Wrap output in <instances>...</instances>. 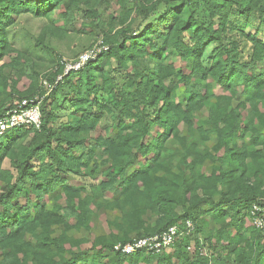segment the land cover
I'll return each instance as SVG.
<instances>
[{
	"label": "trees",
	"instance_id": "obj_1",
	"mask_svg": "<svg viewBox=\"0 0 264 264\" xmlns=\"http://www.w3.org/2000/svg\"><path fill=\"white\" fill-rule=\"evenodd\" d=\"M100 2L0 0V116L18 91L5 69L19 56L3 62L14 51L8 29L16 18L61 9L67 20L81 11L93 22ZM197 3L202 20L192 8ZM170 4L116 0L121 14L110 21L118 28L97 26L106 50L64 74L59 59L55 70L39 81L31 76L18 91L19 98L42 96L41 124L0 138V264H264V227L250 214L264 197V0ZM251 16L259 22L247 30ZM214 85L226 92L215 94ZM99 125L107 135L92 136ZM72 175L97 183L76 189ZM88 188L93 194L83 193ZM96 191L108 196L99 199ZM205 213L219 227L200 243ZM101 214L108 235L97 230ZM186 220L194 231L178 237L169 254L113 249Z\"/></svg>",
	"mask_w": 264,
	"mask_h": 264
},
{
	"label": "rangeland",
	"instance_id": "obj_2",
	"mask_svg": "<svg viewBox=\"0 0 264 264\" xmlns=\"http://www.w3.org/2000/svg\"><path fill=\"white\" fill-rule=\"evenodd\" d=\"M171 1L170 6H177L180 3V0H169ZM240 2L245 3L247 0H239ZM116 0H101V2L96 5L98 9V17L95 21L91 22L90 19L83 16V12L77 13L72 19H66L58 16V13L61 9L54 11V13L47 18L44 17H36L31 14H21L19 15L12 27L9 30V38L13 48V52L10 53L9 56H6L3 62L7 63L9 60L15 56H19V64L16 65L15 68H6L5 72L9 74L11 80L16 82V88L19 92H25L31 83V76L37 78V81L44 78V74H48L57 68V61L59 59L62 62H68L75 58L78 54H80L85 49L89 48V46H93L97 44L102 39L101 32L97 27L100 23H104V30H108L109 28H118L117 21L111 22L110 16H115L116 18L121 14V9L115 5ZM131 6V5H129ZM197 11V16L200 20L205 18L206 13L204 12L201 4L197 3L192 6ZM189 15V10L184 9V17L186 18ZM138 21V20H137ZM259 22L257 16H251L250 21L247 24V30L255 27V25ZM136 21L134 22V24ZM254 24V25H253ZM113 29V30H114ZM213 47L210 46L207 49V55L211 53ZM172 57L168 58L170 61ZM205 63L208 60L205 58ZM23 70V73L20 71ZM259 71V68L256 69ZM33 77V78H34ZM43 85V83H42ZM44 87V86H43ZM43 89V88H42ZM234 89L237 91L240 90V86L237 84L234 85ZM18 91H15L11 96L12 102H17L22 95ZM213 92L215 94H222L226 92L224 89L214 85ZM242 97L237 95L235 102L237 100H241ZM58 100H60V95ZM64 112L60 111L59 115L61 116ZM105 125V124H104ZM103 125V126H104ZM184 130V127H183ZM11 130L8 131L10 133ZM107 135L102 125L96 127V131H94L91 135ZM214 138H211L210 142L207 144L209 147L214 142ZM97 152L100 153L101 149L97 148ZM250 159L247 158L246 162H249ZM5 167L8 166V161L5 160ZM208 167H205L204 170H208ZM249 174L248 176H250ZM70 176V175H69ZM68 183L78 189L83 187L84 183H88L94 186L97 183L96 180H90L86 176H71L68 180ZM54 188L58 190V186L54 185ZM84 194H93V191L88 188L83 191ZM82 193V195H83ZM54 194V193H53ZM96 196L99 199H105L108 194L102 193L101 191L95 192ZM217 197L214 199L216 200ZM44 200L47 203L52 202V197L48 194L44 196ZM19 201L25 202V193L19 198ZM208 201L205 200L203 204V208L207 209ZM179 209V208H178ZM116 213H111L108 215L109 218H112ZM102 216V217H101ZM120 216V213H117L115 217ZM105 216L100 215V219L98 220V231L105 232L106 235L109 233V228L107 227L106 222L104 221ZM198 222L202 226V230L199 234H197L196 238L200 243H204L206 238L210 235H213L217 228L219 227L218 223L210 220L209 215L205 213L201 217L198 218ZM80 233V232H79ZM75 234V233H74ZM81 236H85L83 233H80ZM89 242L83 244V247H87ZM189 244L192 245V250H195L194 239H190ZM208 250V249H207ZM172 249L168 250L166 254L171 253ZM209 251V250H208ZM226 250H224V253ZM91 259L90 254L87 256L86 260L89 262ZM228 262L227 260H223ZM174 264H180V261L173 259ZM80 264V263H79Z\"/></svg>",
	"mask_w": 264,
	"mask_h": 264
},
{
	"label": "built area",
	"instance_id": "obj_3",
	"mask_svg": "<svg viewBox=\"0 0 264 264\" xmlns=\"http://www.w3.org/2000/svg\"><path fill=\"white\" fill-rule=\"evenodd\" d=\"M106 49L107 46L101 44V41L85 49L72 60L64 62L63 74L70 70H79L85 63L94 59L101 51ZM63 74L58 75L57 79H60ZM42 83L45 88H48L45 80H42ZM41 99L42 96L35 95L31 98H20L17 102H13V105L0 116V138L5 132L15 127L33 126L38 129L41 124ZM258 199V202L252 204L250 214L252 223L256 227L262 228L264 227V197ZM193 231V222L186 220L183 226L176 224L161 233L133 237L127 242H118L114 244L113 249L127 255L136 252L146 254L164 253L170 249L178 237L190 235ZM191 250L192 245L189 244L187 251L194 252V250ZM198 251L200 255L209 256L204 248H199ZM208 264L213 263L209 261Z\"/></svg>",
	"mask_w": 264,
	"mask_h": 264
}]
</instances>
